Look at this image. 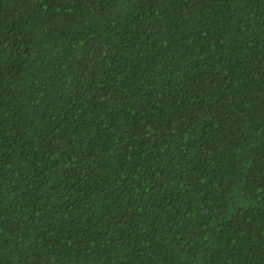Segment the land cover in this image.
I'll use <instances>...</instances> for the list:
<instances>
[{"label":"trees","instance_id":"16d2710c","mask_svg":"<svg viewBox=\"0 0 264 264\" xmlns=\"http://www.w3.org/2000/svg\"><path fill=\"white\" fill-rule=\"evenodd\" d=\"M0 264H264V0H0Z\"/></svg>","mask_w":264,"mask_h":264}]
</instances>
